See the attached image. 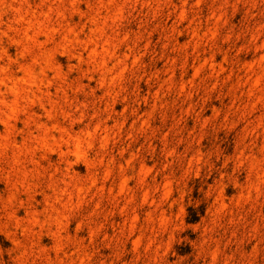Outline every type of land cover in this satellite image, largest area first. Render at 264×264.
I'll return each instance as SVG.
<instances>
[{
	"label": "rangeland",
	"instance_id": "rangeland-1",
	"mask_svg": "<svg viewBox=\"0 0 264 264\" xmlns=\"http://www.w3.org/2000/svg\"><path fill=\"white\" fill-rule=\"evenodd\" d=\"M0 264H264V0H0Z\"/></svg>",
	"mask_w": 264,
	"mask_h": 264
},
{
	"label": "trees",
	"instance_id": "trees-1",
	"mask_svg": "<svg viewBox=\"0 0 264 264\" xmlns=\"http://www.w3.org/2000/svg\"><path fill=\"white\" fill-rule=\"evenodd\" d=\"M192 217H193V215H192ZM198 221V217L197 216H194L192 219H191V222H197Z\"/></svg>",
	"mask_w": 264,
	"mask_h": 264
}]
</instances>
